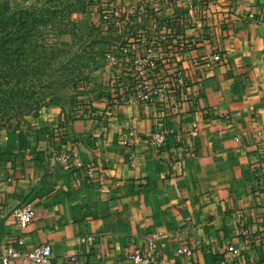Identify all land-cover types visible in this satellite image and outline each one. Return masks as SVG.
Instances as JSON below:
<instances>
[{"label":"crops","instance_id":"1","mask_svg":"<svg viewBox=\"0 0 264 264\" xmlns=\"http://www.w3.org/2000/svg\"><path fill=\"white\" fill-rule=\"evenodd\" d=\"M115 5L116 47L129 48L110 50L109 94L71 114L46 106L0 137V259L14 245L9 264H30L24 251L48 245V264H129L159 234L150 264H219L229 245L233 264H264V0ZM150 47L157 96L116 105ZM21 205L36 214L24 230L11 215Z\"/></svg>","mask_w":264,"mask_h":264},{"label":"rangeland","instance_id":"2","mask_svg":"<svg viewBox=\"0 0 264 264\" xmlns=\"http://www.w3.org/2000/svg\"><path fill=\"white\" fill-rule=\"evenodd\" d=\"M115 3L0 0V25L10 34L9 57L0 84L8 89L4 96L17 102L10 110L15 118L1 130V138L25 126L49 103L71 114L96 106L109 94L108 83L115 72L108 54L115 48L108 45L114 44L119 30V23L110 17L111 11H118ZM20 24L23 27L18 30ZM3 109L1 105L0 116Z\"/></svg>","mask_w":264,"mask_h":264},{"label":"built area","instance_id":"3","mask_svg":"<svg viewBox=\"0 0 264 264\" xmlns=\"http://www.w3.org/2000/svg\"><path fill=\"white\" fill-rule=\"evenodd\" d=\"M133 12H142V8L134 9ZM114 20L119 22L120 12L115 10L113 12ZM151 43L153 45L157 44L155 40L152 39ZM152 45V46H153ZM128 47L122 48L121 55L125 56L128 53ZM153 47L148 49L147 53L142 57L134 58V80L135 84L131 85L126 89V91L121 94L115 101V104H148L153 101L154 97L158 94V88L155 87L149 77L151 69L153 68ZM111 52V51H110ZM108 60L112 65H115L119 62V56L111 52L108 54ZM210 61L213 64H216L221 61V56L219 54H213L210 57ZM178 84L181 85L183 81L178 79ZM193 131H197L196 125L193 126ZM166 141V133L164 131L154 132L150 137L151 145L154 148H161L164 146ZM11 215L17 222L19 229L24 230L28 224L35 217V210L30 205H21L12 209ZM159 234L152 235L147 244V249L144 251L141 248H135L131 251L128 258L129 264H150L154 260V251L156 249L155 240L159 237ZM93 237L91 235L78 238L80 244L86 242H92ZM18 248L23 246V240L21 237L15 240V243ZM177 253L180 255H191L192 251L189 248L182 247L177 250ZM20 254V250H16L14 245H8L5 249L4 255L1 257V264H9L10 261L16 258ZM24 256L28 263L30 264H48L51 257V249L48 245H38L32 247L31 249L24 251ZM239 254L237 249L232 246H227L224 253V258L219 261V264H230L238 258ZM71 260L74 261L75 257H71Z\"/></svg>","mask_w":264,"mask_h":264},{"label":"trees","instance_id":"4","mask_svg":"<svg viewBox=\"0 0 264 264\" xmlns=\"http://www.w3.org/2000/svg\"><path fill=\"white\" fill-rule=\"evenodd\" d=\"M110 17H112L114 19L113 11L110 12ZM118 20L120 21V17H119ZM64 24H66V23H64ZM22 27H23V24H20L19 27H18V30L21 29ZM0 29H1L0 30V80H1V78L3 76L5 77L4 68H5V65L8 62L6 60L9 57V55H8V47L10 45V42H9V40H10V34H9L8 29L7 30L5 29V26L4 25H0ZM63 30H65V29H63ZM19 34H21L20 31H19ZM21 36L22 35H20L18 37H21ZM114 38H115L114 44H112V45L109 44L108 45L110 48H115V49L120 48V50L122 48H124V47H128L129 48V46L124 45V42L119 43V46L116 47V42L118 41V38L117 37H114ZM13 69L15 71H17L16 68H13ZM5 84L6 83H4V85ZM7 90L8 89L5 86H1V84H0V106L1 105L2 106H5V109L2 110V116H0V132H1V130L4 127L10 126L11 125L10 120H12V119L15 118L13 115L10 114V110H14V108H15L14 106L16 105L17 102H14L11 99V96H9V97H5L4 96L5 94H8L7 93ZM50 105H57V104L56 103H49L46 106H50ZM21 111H23V110L21 109ZM21 115H19L17 117V119H19ZM18 128L12 129L10 131L17 130ZM0 155H1V148H0Z\"/></svg>","mask_w":264,"mask_h":264}]
</instances>
